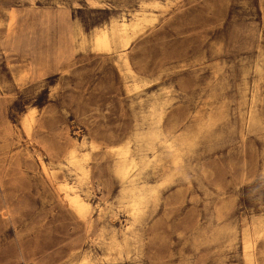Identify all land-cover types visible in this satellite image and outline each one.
Listing matches in <instances>:
<instances>
[{"label":"rangeland","instance_id":"1","mask_svg":"<svg viewBox=\"0 0 264 264\" xmlns=\"http://www.w3.org/2000/svg\"><path fill=\"white\" fill-rule=\"evenodd\" d=\"M0 264H264V0H0Z\"/></svg>","mask_w":264,"mask_h":264},{"label":"bare ground","instance_id":"2","mask_svg":"<svg viewBox=\"0 0 264 264\" xmlns=\"http://www.w3.org/2000/svg\"><path fill=\"white\" fill-rule=\"evenodd\" d=\"M145 15H142V17H139L138 14H135L132 19H126L123 16L118 21H116V19H113V20L110 21L109 24L102 25L100 28L98 27L99 29L95 32L94 37H93V43H94L95 48H97V49H109L111 47L116 46V43H121L122 46H126L127 43H129V39H131L130 38V36H132L131 33L136 29L137 25L139 24L140 19H144ZM150 17H152V16H150ZM144 20H149V19H144ZM140 25L142 27L141 22H140ZM138 29H140V27H138ZM20 58H22V57H20ZM31 109H34V108H31ZM30 112H32V110ZM29 115H31V114H29ZM77 145H79V144H77ZM91 146L93 148V144ZM171 148H174V147H171ZM171 150H170V152H171ZM68 153H69V156L67 158H68L69 163H72V165L75 166V168L78 169L81 174L84 175V172L87 173L86 172L87 170L82 165V161H81V163L78 162V160H80V159H78L76 154H75V147L72 148V150H70ZM131 153L132 152L130 150L129 145H127V143L125 145H123V146H120V147L118 146L117 149H116V154L119 156L120 161H121L120 165H119V172L121 174H123V175L128 174L130 171H132L133 169H135L137 167L138 161L135 160V158H134V156H136V155L133 156V154H131ZM171 153L173 154L174 152H171ZM172 154H170V155H172ZM85 155H86V153H85ZM81 157H83V156H81ZM179 158L180 157H178L177 159H179ZM171 159H172V156H171ZM172 161H174V159H172ZM42 164H43V167L46 169V164H44V162H42ZM176 164H178V162ZM78 170H76V171H78ZM80 178H82V175H81ZM74 185H76V184H74ZM74 185L72 183H70L69 181H65L61 185V189L63 190V196L65 197L67 203L70 206H72L76 211H78L80 213L85 212L90 207V202L80 191L75 189ZM143 199H144V197H143L142 194L135 193V194L130 196V198L128 199V203L127 204L129 205V211H130L131 214H136L137 210L143 204ZM93 228H95V227H93Z\"/></svg>","mask_w":264,"mask_h":264}]
</instances>
